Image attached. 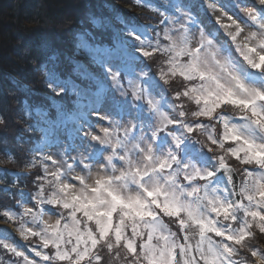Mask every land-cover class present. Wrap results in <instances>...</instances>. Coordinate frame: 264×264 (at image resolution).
<instances>
[{"label":"snow or ice","instance_id":"6c2138e0","mask_svg":"<svg viewBox=\"0 0 264 264\" xmlns=\"http://www.w3.org/2000/svg\"><path fill=\"white\" fill-rule=\"evenodd\" d=\"M133 2L159 20L117 16L111 46L80 37L101 69L75 65L89 87L62 79L55 54L40 65L75 108L53 102L51 119L25 101L42 138L7 174L15 187L39 169L35 191L0 216L35 238L39 264H264V0ZM0 251L38 264L6 228Z\"/></svg>","mask_w":264,"mask_h":264},{"label":"trees","instance_id":"16d2710c","mask_svg":"<svg viewBox=\"0 0 264 264\" xmlns=\"http://www.w3.org/2000/svg\"><path fill=\"white\" fill-rule=\"evenodd\" d=\"M127 6H133V0H0V117L4 120L0 124V160H7L8 153L15 158V163L0 164V210L19 211L18 193L35 191L33 178L39 169H33L27 179L21 178L15 187L12 184L16 178L7 174L23 173L30 149L42 138L39 131H27L36 117L26 115L25 101L47 108L51 119L57 115L53 102L69 111L75 108L77 97L70 91L56 95L46 86L40 65L55 54L60 77L86 86L89 80L84 81L73 71L77 63L82 65L76 54L80 37L93 46H111L115 31L123 27L116 17H132ZM93 19L100 23L94 24ZM157 20L155 17L151 21ZM4 259L13 257L5 255Z\"/></svg>","mask_w":264,"mask_h":264},{"label":"rangeland","instance_id":"374dc122","mask_svg":"<svg viewBox=\"0 0 264 264\" xmlns=\"http://www.w3.org/2000/svg\"><path fill=\"white\" fill-rule=\"evenodd\" d=\"M155 2H157V0H155ZM221 2L222 3H227L228 2V0H221ZM249 2H251V0H249ZM126 9H130L131 11H132V17L134 16V17H137L138 18V21L139 20H142V21H145V22H150V20L148 19L149 17H152V18H154L155 19V17L156 18H158L159 19V16L156 14V13H153V12H151V11H149V10H147V9H145V8H142V7H139V6H136L135 4H134V2H133V6H127L126 7ZM152 23H154L153 21H151ZM150 22V23H151ZM76 54H77V56L81 59V63H82V68H81V72H83V69L84 68H86L87 66L88 67H92V69L91 70H98V73H97V75L101 72V69L99 68V66H97L92 60H91V58L90 57H88L87 55H85L84 53H83V51L82 50H80V49H78V47H77V52H76ZM90 73V72H89ZM79 77L81 78V79H84L81 75H79ZM86 79H84V81H85ZM81 82H83V81H81ZM91 84V82L89 81V83H87V85L86 86H82L83 88H87V87H89V85ZM41 141V140H40ZM40 141H38L36 144H35V146H37L38 145V143L40 142ZM34 148V147H33ZM32 148V149H33ZM31 150V149H30ZM29 155H30V151H29ZM1 168V167H0ZM28 206L29 207H31V201H29V203H28ZM54 219H55V217H52V220L54 221ZM1 222V221H0ZM4 223V222H3ZM5 224V223H4ZM10 227H12L13 228V230H15V227L13 226V225H11V224H8ZM16 233V232H15ZM16 235L19 237V235H18V233H16ZM19 239H20V242L27 248V250L31 253V254H33L34 256H35V253L34 252H32L31 250H30V247H36V243H35V238H32V239H30L29 241H23L20 237H19ZM262 240V239H261ZM261 240H260V242H259V246L260 247H264V242H261ZM264 240V239H263ZM18 244V243H17ZM22 250V249H21ZM26 254V253H25ZM27 255V254H26ZM29 258L31 257V256H28ZM30 259H33V260H35V261H37L38 262V264H39V261H40V258L39 257H31Z\"/></svg>","mask_w":264,"mask_h":264},{"label":"bare ground","instance_id":"6f19581e","mask_svg":"<svg viewBox=\"0 0 264 264\" xmlns=\"http://www.w3.org/2000/svg\"><path fill=\"white\" fill-rule=\"evenodd\" d=\"M8 229V231L12 234V239L15 241V238H13V236H17L15 233V230L12 229V227H10L8 224H4L3 222H0V229Z\"/></svg>","mask_w":264,"mask_h":264},{"label":"water","instance_id":"95a60500","mask_svg":"<svg viewBox=\"0 0 264 264\" xmlns=\"http://www.w3.org/2000/svg\"><path fill=\"white\" fill-rule=\"evenodd\" d=\"M13 229V228H12ZM13 238H15V242L18 243V245L21 247V249L28 255H31L30 253H28L26 247L20 242V239L18 236H13Z\"/></svg>","mask_w":264,"mask_h":264}]
</instances>
